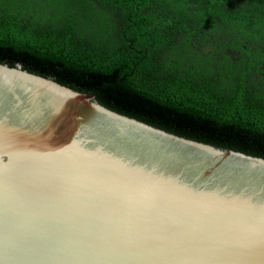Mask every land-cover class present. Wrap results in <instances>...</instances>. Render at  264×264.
I'll use <instances>...</instances> for the list:
<instances>
[{
    "label": "water",
    "instance_id": "obj_1",
    "mask_svg": "<svg viewBox=\"0 0 264 264\" xmlns=\"http://www.w3.org/2000/svg\"><path fill=\"white\" fill-rule=\"evenodd\" d=\"M0 264H264V157L0 62Z\"/></svg>",
    "mask_w": 264,
    "mask_h": 264
},
{
    "label": "trees",
    "instance_id": "obj_2",
    "mask_svg": "<svg viewBox=\"0 0 264 264\" xmlns=\"http://www.w3.org/2000/svg\"><path fill=\"white\" fill-rule=\"evenodd\" d=\"M54 1L0 0V62L264 157V0H70L75 10Z\"/></svg>",
    "mask_w": 264,
    "mask_h": 264
},
{
    "label": "rangeland",
    "instance_id": "obj_3",
    "mask_svg": "<svg viewBox=\"0 0 264 264\" xmlns=\"http://www.w3.org/2000/svg\"><path fill=\"white\" fill-rule=\"evenodd\" d=\"M51 1H53V6L55 5V1L54 0H51ZM61 1H64V3L66 4V6H63L61 9L63 10V9H70V8H72V9H74L75 10V7L76 8H79L80 7V3L76 6V5H73V3L70 1V0H61ZM87 3H85L84 4V7L86 8V10H85V12L87 13V14H89L88 15V18H89V20L91 19L92 20V22L96 25V24H99L100 22L102 23L103 22V16H101V15H103V13H101L100 11H99V13L101 14H99V15H93L94 13H96L94 10H93V8H92V10H87V6H88V4H89V1H86ZM59 8L60 7H57V9H55V7L54 8H52V9H55L56 11H58L59 10ZM94 9H96V8H94ZM54 10V11H55ZM77 11V10H76ZM97 14V13H96ZM88 18H87V20H88ZM105 18V17H104Z\"/></svg>",
    "mask_w": 264,
    "mask_h": 264
}]
</instances>
